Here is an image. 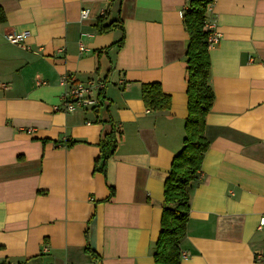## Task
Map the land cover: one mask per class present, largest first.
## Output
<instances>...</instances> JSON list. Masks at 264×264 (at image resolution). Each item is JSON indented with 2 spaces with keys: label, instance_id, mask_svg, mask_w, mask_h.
Segmentation results:
<instances>
[{
  "label": "crops",
  "instance_id": "1",
  "mask_svg": "<svg viewBox=\"0 0 264 264\" xmlns=\"http://www.w3.org/2000/svg\"><path fill=\"white\" fill-rule=\"evenodd\" d=\"M187 5L0 0V264H155L165 181L189 117ZM108 11L107 24L121 27L100 34ZM208 18L220 36L210 47V148L181 264H264V0H215ZM12 33H27L29 49ZM68 74L106 83L102 107L58 110ZM157 82L170 111L145 109L143 85ZM113 129L117 152L96 171Z\"/></svg>",
  "mask_w": 264,
  "mask_h": 264
},
{
  "label": "trees",
  "instance_id": "2",
  "mask_svg": "<svg viewBox=\"0 0 264 264\" xmlns=\"http://www.w3.org/2000/svg\"><path fill=\"white\" fill-rule=\"evenodd\" d=\"M214 2L215 0H189L184 13V24L190 36L186 51L189 117L186 122L185 147L175 157L172 173L165 181L162 230L153 247L155 264L182 262L180 246L187 236V226L191 219V190L201 180L202 162L210 148L205 134L206 118L214 107L215 94L210 85L212 31L207 26ZM4 17V12L0 10V22H5ZM108 20L109 11L99 19L97 29L100 34H107L121 27L115 21L107 24ZM104 93L103 90L99 94L101 103L98 108L102 107V101L105 100ZM142 95L145 109L151 112H167L172 108L171 96L158 82L143 85ZM119 137L113 129L101 142L102 156L96 163V171H105L109 159L117 152Z\"/></svg>",
  "mask_w": 264,
  "mask_h": 264
},
{
  "label": "built area",
  "instance_id": "3",
  "mask_svg": "<svg viewBox=\"0 0 264 264\" xmlns=\"http://www.w3.org/2000/svg\"><path fill=\"white\" fill-rule=\"evenodd\" d=\"M187 2H189V0H187ZM89 15V10H83L81 13V19L84 21L88 19ZM207 29L213 31L210 37V43L211 46L215 45L219 41L220 36L214 32V26L212 23H208ZM26 37L27 33H12L8 36V41L12 45L28 50L29 47L26 43ZM81 50L85 51V48L81 46ZM60 85L66 89V92L64 93L63 98H61L62 106L58 110H61L66 114H72L81 109H97L101 103L99 94L106 88V83H101L95 80L84 82L79 80L76 76L69 74L61 78ZM263 228L264 217L261 219L259 229ZM260 257L262 258L261 255Z\"/></svg>",
  "mask_w": 264,
  "mask_h": 264
}]
</instances>
